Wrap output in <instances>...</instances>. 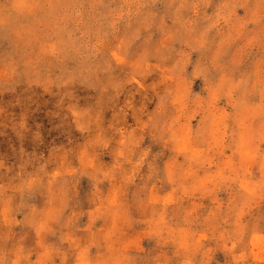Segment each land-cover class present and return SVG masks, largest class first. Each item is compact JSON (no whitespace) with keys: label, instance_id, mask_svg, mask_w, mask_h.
Returning a JSON list of instances; mask_svg holds the SVG:
<instances>
[{"label":"rangeland","instance_id":"1","mask_svg":"<svg viewBox=\"0 0 264 264\" xmlns=\"http://www.w3.org/2000/svg\"><path fill=\"white\" fill-rule=\"evenodd\" d=\"M0 67V264H264V0H0Z\"/></svg>","mask_w":264,"mask_h":264},{"label":"bare ground","instance_id":"2","mask_svg":"<svg viewBox=\"0 0 264 264\" xmlns=\"http://www.w3.org/2000/svg\"><path fill=\"white\" fill-rule=\"evenodd\" d=\"M102 3V2H101ZM93 5V4H92ZM96 6V5H95ZM90 8V7H89ZM100 14V13H99ZM72 16V15H71ZM97 18V17H96ZM73 20V19H72ZM69 33V32H68ZM98 35V34H97ZM105 35V34H104ZM103 35V36H104ZM99 36V35H98ZM61 39V38H60ZM70 39V38H69ZM90 49V48H89ZM92 49V48H91ZM55 65V64H54ZM1 68V67H0ZM67 84V83H66ZM59 89V88H58Z\"/></svg>","mask_w":264,"mask_h":264},{"label":"crops","instance_id":"3","mask_svg":"<svg viewBox=\"0 0 264 264\" xmlns=\"http://www.w3.org/2000/svg\"><path fill=\"white\" fill-rule=\"evenodd\" d=\"M27 70H28V67H27Z\"/></svg>","mask_w":264,"mask_h":264}]
</instances>
